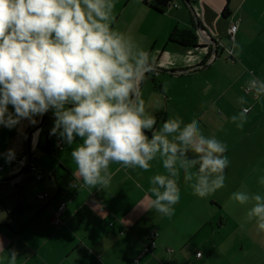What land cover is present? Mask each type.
Listing matches in <instances>:
<instances>
[{"label": "crops", "instance_id": "0c3cea01", "mask_svg": "<svg viewBox=\"0 0 264 264\" xmlns=\"http://www.w3.org/2000/svg\"><path fill=\"white\" fill-rule=\"evenodd\" d=\"M190 1L200 29L183 0L184 6L174 0L166 8L155 0H116L113 27L131 35L155 57V71L146 75L141 96L156 116L157 127L170 116H179L185 123L195 118L206 136L215 135L227 144L230 164L224 187L202 199L185 186L181 173V198L169 218L140 207L142 202L148 206L144 198L149 195V177L164 171L160 163L153 161L147 172L112 164L109 188L80 192L68 187L75 170L71 149L56 150L54 138L49 153L41 150L45 133L53 126L51 113L27 127L28 138L22 142L15 129L0 127V152L15 148L19 155V148H24L12 164L0 159V257L14 248L19 253L17 264H181L185 258L174 251L172 257L161 255L162 248L172 242L188 243L212 225L216 215L211 211L224 210L220 197L227 188L242 191L250 178V193L264 195V185L259 183L260 172L264 173V96L248 98L251 102L245 98L250 71L264 80V0ZM232 25L238 26L234 42L240 45L239 56L228 51L233 46L228 37ZM178 31H191L198 46L174 42ZM241 96L244 105L238 103ZM242 107L251 110L243 129H238L230 117ZM37 129L43 131L33 148ZM43 193L50 195L48 201L39 198ZM64 201L66 208L59 213ZM197 213L199 218L193 219ZM152 232L158 234L155 248ZM197 253L190 261L204 259Z\"/></svg>", "mask_w": 264, "mask_h": 264}, {"label": "clouds", "instance_id": "9594fccd", "mask_svg": "<svg viewBox=\"0 0 264 264\" xmlns=\"http://www.w3.org/2000/svg\"><path fill=\"white\" fill-rule=\"evenodd\" d=\"M115 8L116 0H0V127L15 129L22 142L25 129L51 113L49 136L62 151L71 149L68 187L80 192L109 188L112 164L147 172L160 163L164 171L149 177L148 206L140 207L170 218L181 198V173L202 199L224 187L228 146L206 136L195 118L185 123L170 116L157 127L141 96L155 57L113 27ZM238 49L233 42L228 51L239 56ZM246 90L264 96V80L253 76ZM238 103L247 102L241 96ZM250 110L242 107L230 122L243 129ZM42 131L33 133V148ZM16 158L15 148L0 152L8 164ZM230 200L250 204L246 219L264 233V195L236 191ZM18 255L10 249L0 264H17Z\"/></svg>", "mask_w": 264, "mask_h": 264}, {"label": "rangeland", "instance_id": "374dc122", "mask_svg": "<svg viewBox=\"0 0 264 264\" xmlns=\"http://www.w3.org/2000/svg\"><path fill=\"white\" fill-rule=\"evenodd\" d=\"M180 4L184 6L181 2ZM224 41L231 44L226 38ZM245 96L247 99L255 100ZM250 99L248 100L251 102ZM248 166L251 164L249 163ZM260 176H264L262 171ZM250 189L252 187L249 178L248 183L242 186V191L250 193ZM232 191L236 192V188H227L226 194L220 197L223 211H211L216 215L212 220V225L203 228L188 243L172 242L167 249L162 248L161 255L172 257V251H174L180 258H185L181 264H264V233L257 234L255 221L249 222L246 219L250 204L240 205L230 200ZM198 216L200 213H197L193 219L199 218ZM188 220L189 218L187 220L185 218L184 221ZM198 251L204 255V259L190 261Z\"/></svg>", "mask_w": 264, "mask_h": 264}, {"label": "built area", "instance_id": "2783aa9c", "mask_svg": "<svg viewBox=\"0 0 264 264\" xmlns=\"http://www.w3.org/2000/svg\"><path fill=\"white\" fill-rule=\"evenodd\" d=\"M230 29H235V31H230V30H229V32H228V37H229V39H230L232 42H234V41H235V37H236V33H237V31H238V26H237V25H232V26L230 27ZM250 73H251L252 77L255 76L253 71H250ZM245 94H246L247 96L252 97L253 99H258V98H256V97L254 96V93L247 91V90H246V87H245ZM249 113H250V112H249ZM249 113H248V114H249ZM56 150H61V149L58 148V147H56ZM19 152H20V154L17 155V158H16L15 161H18V157H20V156H21V153L24 152V148H22V147L19 148ZM0 170H2V168H0ZM31 170L36 172V171H37V168H36L35 166H33V167L31 168ZM38 178L40 179L41 177L38 176ZM39 198L42 199V200H46V201H47V200L49 199V194H48V193L40 194V195H39ZM67 203H68L67 201H64V202L62 203V205L60 206L59 211H58L59 213H62V212L65 210ZM104 210H105V209H102V211H104ZM157 236H158V234H157L156 232H152L151 235H150V239H151V247H153V248H155V247L157 246V243H156V237H157ZM148 250H150V248H148ZM146 252H147V251H144L143 254L141 255V257H143V256L146 254ZM198 254H199V255H198ZM197 257H198L199 259H201L203 256H202L201 253H197ZM136 262H139V260H137Z\"/></svg>", "mask_w": 264, "mask_h": 264}, {"label": "trees", "instance_id": "16d2710c", "mask_svg": "<svg viewBox=\"0 0 264 264\" xmlns=\"http://www.w3.org/2000/svg\"><path fill=\"white\" fill-rule=\"evenodd\" d=\"M226 14H227V12H225V15ZM172 40L174 42L179 43L182 46H188V47H197L198 46L197 38L191 31H178L173 35ZM159 89H161V86H159ZM54 138L55 137L49 136V132L45 133V144L41 147V150L43 152L49 153L51 151ZM49 199H50V195H49ZM137 260L140 261V259H137Z\"/></svg>", "mask_w": 264, "mask_h": 264}, {"label": "water", "instance_id": "95a60500", "mask_svg": "<svg viewBox=\"0 0 264 264\" xmlns=\"http://www.w3.org/2000/svg\"><path fill=\"white\" fill-rule=\"evenodd\" d=\"M174 0H155V3L159 6V7H163V8H166L169 6V4L171 2H173ZM183 2L187 5V7L189 8V10L191 11V14L195 20V23H196V26L198 29H200V25H199V21H198V18H197V14H196V11L194 10V7H193V2H191L190 0H183ZM215 50V48H214ZM157 70H160V68H156ZM180 73H185V71H182Z\"/></svg>", "mask_w": 264, "mask_h": 264}, {"label": "bare ground", "instance_id": "6f19581e", "mask_svg": "<svg viewBox=\"0 0 264 264\" xmlns=\"http://www.w3.org/2000/svg\"><path fill=\"white\" fill-rule=\"evenodd\" d=\"M61 151V150H60Z\"/></svg>", "mask_w": 264, "mask_h": 264}]
</instances>
